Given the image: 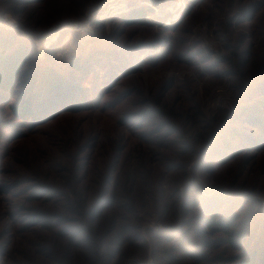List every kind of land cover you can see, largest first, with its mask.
<instances>
[{"label":"rangeland","instance_id":"374dc122","mask_svg":"<svg viewBox=\"0 0 264 264\" xmlns=\"http://www.w3.org/2000/svg\"><path fill=\"white\" fill-rule=\"evenodd\" d=\"M0 33L29 48L0 91V264H264V0H0Z\"/></svg>","mask_w":264,"mask_h":264},{"label":"trees","instance_id":"16d2710c","mask_svg":"<svg viewBox=\"0 0 264 264\" xmlns=\"http://www.w3.org/2000/svg\"><path fill=\"white\" fill-rule=\"evenodd\" d=\"M150 12L149 8L141 7L132 10L129 17L125 19L127 24H133L138 21H142L146 14ZM29 48L22 41L17 39V37L12 35H3L0 33V91H10L16 84V79L19 77L22 69L27 65L29 59ZM79 60L74 58L70 61L71 69H79ZM63 77L57 74L50 68H46L40 78V90L45 93H52L53 91H59L60 87L64 83ZM31 104L25 101L24 107L21 112L14 109L16 114L23 116V114L28 115L30 113ZM228 149V144L225 145ZM223 151V150H222ZM199 197H196L197 202ZM201 209L203 212L209 213L211 216L208 219L207 225H211L213 232L229 233V227L234 223L235 219L231 218L223 211L220 212L218 207H209L208 201H200ZM243 236V235H242ZM243 238V237H242ZM244 259L242 264H257L255 260V253L249 250L243 253Z\"/></svg>","mask_w":264,"mask_h":264},{"label":"bare ground","instance_id":"6f19581e","mask_svg":"<svg viewBox=\"0 0 264 264\" xmlns=\"http://www.w3.org/2000/svg\"><path fill=\"white\" fill-rule=\"evenodd\" d=\"M41 43H42V42H41ZM44 46H45V45H44V42H43V44H42V46H41V50L44 48Z\"/></svg>","mask_w":264,"mask_h":264}]
</instances>
